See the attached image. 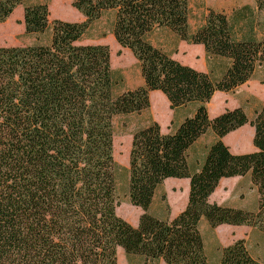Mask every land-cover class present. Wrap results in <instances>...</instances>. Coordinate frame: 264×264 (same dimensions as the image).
I'll use <instances>...</instances> for the list:
<instances>
[{
    "label": "trees",
    "instance_id": "obj_1",
    "mask_svg": "<svg viewBox=\"0 0 264 264\" xmlns=\"http://www.w3.org/2000/svg\"><path fill=\"white\" fill-rule=\"evenodd\" d=\"M252 1L264 13V0ZM19 6L35 43L0 47V264H117L118 249L142 264H261L243 240L219 246L211 262L199 228L264 233V103L251 120L242 107L212 118L206 109L216 92H232L264 66V31L261 40L252 33L238 40L214 10L190 31L187 0H72L81 23L50 20L45 4L0 0V24ZM105 15L116 44L137 62L142 87L116 93L108 48L80 44ZM160 30L226 60L225 71L213 81L173 59L150 42ZM150 92L171 111L195 110L169 133L152 121L132 134L127 196L143 212L132 226L116 215L113 122L146 112ZM244 125L254 151L234 155L222 139ZM208 135L214 140L192 171L188 152ZM245 176L256 189L254 211L209 202L220 180ZM169 179L188 180L187 202L174 218H158L148 210Z\"/></svg>",
    "mask_w": 264,
    "mask_h": 264
},
{
    "label": "rangeland",
    "instance_id": "obj_2",
    "mask_svg": "<svg viewBox=\"0 0 264 264\" xmlns=\"http://www.w3.org/2000/svg\"><path fill=\"white\" fill-rule=\"evenodd\" d=\"M72 0H23V5L45 4L49 13V19H59L72 23H81L84 18L71 7ZM190 18V31L195 30L203 21V18L209 10L223 13L232 25L233 34L236 39L252 33L253 38L262 39L264 31V13L258 12L252 0H187ZM23 6L17 7L12 15L0 24V47L9 46H28L35 43L33 37L26 36L23 27ZM249 28L252 31L249 32ZM153 46L163 52L183 62L185 60L197 64L199 59L193 57L197 55L196 50L180 51L178 49L179 40L166 30H160L150 38ZM83 45H104L109 50L110 67L114 72L116 80L115 91L121 93L126 90H133L143 86L140 75V69L126 49L120 48L114 41L111 34V18L108 15L93 23L86 31L80 41ZM196 52V53H195ZM197 58V59H196ZM202 65L210 70L211 79L217 80L225 71L228 62L223 59L210 58L201 62ZM149 109L139 116L119 117L113 122V140L112 155L116 164V197L118 207L116 215L136 226L142 211L132 207L129 204L127 196L128 186V160L132 134L148 125L150 122H156L163 133L174 131L180 122L190 116L195 106L171 111L168 102L159 92L149 93ZM264 103V66L259 68L254 76L245 84L237 87L230 93H224L222 96L214 98L208 109V115H218L225 109L231 110L242 107L249 120L253 118L254 111ZM212 136L208 135L201 138L188 152V164L190 169L199 168L206 147L210 144ZM236 190L231 196L227 194V188L221 186L212 196L211 202H225L236 204L246 211H254L257 205L256 189L250 184L237 185ZM184 181L166 180L159 188L148 212L158 218L172 219V214L181 208L184 202ZM225 191V193H224ZM165 197V202L161 201V196ZM187 202V201H186ZM223 226V225H222ZM227 226V225H225ZM243 227V226H241ZM200 233L202 235L207 255L213 254L216 245L227 246L235 242V235L242 237L250 255L259 263L264 264V233L252 229L242 228L236 230V234H230L225 228H218L212 232L205 227V223L200 224ZM238 240V239H237ZM241 240V239H240ZM216 252V251H215ZM117 264H142L141 260L132 256H125L121 250H117ZM153 264H163L157 261Z\"/></svg>",
    "mask_w": 264,
    "mask_h": 264
},
{
    "label": "crops",
    "instance_id": "obj_3",
    "mask_svg": "<svg viewBox=\"0 0 264 264\" xmlns=\"http://www.w3.org/2000/svg\"><path fill=\"white\" fill-rule=\"evenodd\" d=\"M178 49H180V51H190V50H196L197 52V55L193 56V57H197L199 59L198 63L195 64V63H192L190 61H183V62H180L181 64L183 65H187L199 72H203V73H209L210 74V70L206 67V65H202V61L204 62L205 60H208V58L206 57L205 53H204V50L202 48V46L200 45H188L186 44L185 42H181L179 41V45H178ZM195 52V53H196ZM196 58V59H197ZM175 59V58H173ZM177 60V59H175ZM179 62V60H177ZM223 94L224 93H220V92H216L211 101L206 105V109L208 111L210 105L212 104L214 98H216L217 96H222L223 98ZM226 110V109H225ZM224 110V111H225ZM222 111V112H224ZM222 112H220L219 114H221ZM208 113V112H207ZM218 114V115H219ZM217 115H214V116H209V117H215ZM252 137H253V130L252 128L249 126V125H244L243 127L237 129L236 131L234 132H231L229 133L228 135H226L223 139H222V142L228 147L229 151L234 154V155H242V154H248L250 152H253L254 151V148L252 146ZM214 140L213 136L211 138V141L210 143ZM169 180H177V179H169ZM179 181H184L185 182V186H184V202L182 203L181 205V208L176 212V214H172V218H174L178 213H180L185 205H186V201H187V197H188V190H189V185H188V180L186 179H183V180H179ZM234 184V186H236L235 184L237 185H240V184H243V185H248L250 186V179L248 176H245V177H233V178H228V179H222L220 180L217 188L214 190V192L212 193V195L209 197V202L210 203H215L217 205H223V206H227V207H231V208H236V209H242L240 206L236 205V204H229V203H225V202H211L212 201V196L213 194L216 192V190L221 186L223 189L224 188H227L228 190L226 191L227 194H224V196H231V194L234 192L235 187H231L232 185ZM225 193V191H224ZM235 193V192H234ZM205 227L208 228V226L205 224ZM218 228H225L226 230H229L230 234L233 235L236 234V230H239V229H242V228H246V227H232V226H219L215 229H210L212 232H216ZM203 239V238H202ZM242 240L243 238L242 237H239L237 235H235V237L233 238V240ZM203 243H205L203 241ZM218 245H216L215 247V251L217 250V247ZM205 249V247H204ZM213 252V254L211 255H207L206 251V255L208 256L209 260L211 262H216L217 261V258H218V254L217 252Z\"/></svg>",
    "mask_w": 264,
    "mask_h": 264
}]
</instances>
